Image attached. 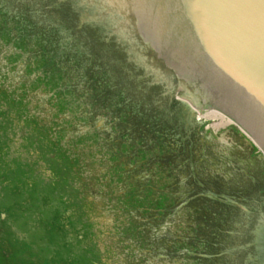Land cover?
<instances>
[{"label": "water", "instance_id": "water-1", "mask_svg": "<svg viewBox=\"0 0 264 264\" xmlns=\"http://www.w3.org/2000/svg\"><path fill=\"white\" fill-rule=\"evenodd\" d=\"M0 97L87 166L104 264H264V0H0Z\"/></svg>", "mask_w": 264, "mask_h": 264}, {"label": "rangeland", "instance_id": "rangeland-1", "mask_svg": "<svg viewBox=\"0 0 264 264\" xmlns=\"http://www.w3.org/2000/svg\"><path fill=\"white\" fill-rule=\"evenodd\" d=\"M19 105L0 97V236L4 224L41 264H104L87 198L98 184L44 119Z\"/></svg>", "mask_w": 264, "mask_h": 264}, {"label": "trees", "instance_id": "trees-1", "mask_svg": "<svg viewBox=\"0 0 264 264\" xmlns=\"http://www.w3.org/2000/svg\"><path fill=\"white\" fill-rule=\"evenodd\" d=\"M47 43H50L49 39L47 40ZM47 78L48 77H44V75L42 76V75L37 74L34 80L35 81L44 80ZM3 226L4 224L1 226V230L3 231V233L1 232L2 235L0 236V262L1 264H41L40 261H42V259L37 258L35 254H34V257L37 262L33 260L32 253H29L28 255H24L23 252H20L17 246L13 245L14 243L19 242V239L13 238V236L11 235V232L8 229L4 230L5 227ZM53 230H55V228H52L51 232H54ZM43 264H59V263L56 261H50V262H44Z\"/></svg>", "mask_w": 264, "mask_h": 264}, {"label": "flooded vegetation", "instance_id": "flooded-vegetation-1", "mask_svg": "<svg viewBox=\"0 0 264 264\" xmlns=\"http://www.w3.org/2000/svg\"><path fill=\"white\" fill-rule=\"evenodd\" d=\"M137 93H139L141 96H144V94L143 93H141V92H139L138 91V89H137ZM170 95V94H169ZM170 96H172L173 97V95H170ZM173 99V98H172ZM174 99H175V97H174ZM177 99V100H176ZM175 100H176V102L175 103H177L178 105H180L179 104V99L178 98H176ZM159 101H161V100H159ZM162 102V101H161ZM181 103V102H180ZM182 104V103H181ZM183 109V108H182ZM192 115V114H191ZM180 116H184V115H181V112H180ZM187 120V119H186ZM184 123H185V125H187V124H189L190 126H197L198 125V122H193L192 120H189V121H184ZM211 175H214V174H211ZM214 177H216V176H214ZM212 180H216L215 178L214 179H212ZM207 199H210V200H213V202H214V204H224V203H226V202H228V203H230V204H234V205H237V203L236 202H232V200L231 201H227V200H225L224 198H222V197H220V196H217V195H213V194H211L210 192H208L206 195H204ZM239 207V206H238ZM240 209H244V208H242V207H239ZM258 218H259V221H264V217L260 214V213H258Z\"/></svg>", "mask_w": 264, "mask_h": 264}]
</instances>
